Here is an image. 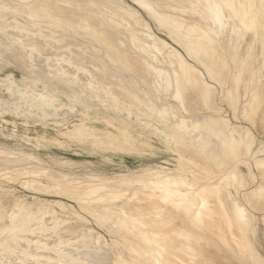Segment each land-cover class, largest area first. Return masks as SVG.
<instances>
[{
  "label": "bare ground",
  "instance_id": "6f19581e",
  "mask_svg": "<svg viewBox=\"0 0 264 264\" xmlns=\"http://www.w3.org/2000/svg\"><path fill=\"white\" fill-rule=\"evenodd\" d=\"M54 1L55 0H46L45 3V0H0V32L4 34L8 32L15 35H20V33L23 31H26L27 33L28 31H33L31 35H41V28L43 27L40 26L43 24L50 28L54 26L52 28L57 30L60 28L61 30H64L65 27L68 29L67 26H71L74 34H76L75 30L77 28L81 31H86L85 33L87 36H90H88L90 39L92 37L97 41L99 39L104 41L107 40L105 38L106 35L104 32L110 33V27L112 30V25H117L119 23L121 26L123 20L127 21L128 19L133 18L134 22H127L124 25V30L120 31V35H118V29L120 27L118 24V29H116L118 36L114 37L116 32L113 33V36L110 35L112 33H108L110 38L114 37L117 39L121 35L122 38L124 35L121 32L127 34L129 37V41H127L128 44H126V40L128 39L126 36L122 39V44L126 42V46H130V48L135 49V51L137 49L138 53H141L140 55L136 53L140 58V64H142V66H140L142 68L144 67L145 70L147 69L146 71L150 72L149 74H158V77L161 79L160 84H163L164 87L166 86L168 88H172V90H170L172 93L169 94H172L173 99L176 100L177 104L175 103V106L185 114H181V111L180 114H177L179 112H175V114L171 109L173 106L169 105L170 108L166 106L161 107L152 103V99L147 96L148 94L146 97H140L135 92H133V95L131 90L138 85V81L137 83L133 82L135 86L131 88V90H129L130 88H127L129 90L128 94H130V96H128L129 98L126 97L128 98L126 99L125 95L120 96V94H116L113 91L106 92L100 89L101 87L96 88L94 85H92L91 81L86 82V78H84L85 82L81 81V78L79 79L75 74H70L71 70L73 73V70L75 69L71 68L70 70L69 67L65 65V68H68L69 72L65 68L58 66H55L54 69L50 67V70L48 67V71H46L45 67V70H43L44 68L42 67H44L43 65L45 64H42L44 58L41 57V60L43 59L42 62L40 61L42 66L34 68H32V66L31 69L27 68V62L29 61H24L27 60V58L24 59L26 57V51L24 52V50H22L25 54V57L22 58L24 60L19 62L18 66H20L25 71V75L23 74L18 80L14 79V77L10 74L0 76V91L6 90L10 96L19 101H17L16 108L14 107V109H19L18 111L20 112L24 110L29 113L35 109H43L44 105L55 102L57 96L56 94L59 92H61L62 95L64 94L66 98L76 100V102H79L83 105L87 104V102L90 103L91 100L89 101V98L93 97L95 98V100L92 99L95 101H93L94 106H99L102 101H106L104 104L107 105V107L109 106L113 111L115 110L117 113H122L125 111L127 114V119L124 118V120H128V118H130L129 114L133 113L135 122H138L139 125H142L145 128L149 127L151 132L157 135V139L155 142H152L150 139L139 140L138 137L134 138V136L131 135L129 128L123 124H119V128H117L118 130L115 131L109 130L108 128L100 129L95 124L87 125L82 120H80L79 123H73L71 127L56 130V136L54 137H50L46 131L35 136L38 140L44 142L48 141L49 143L51 142L52 145H56L60 148L66 147L65 144H67L69 141L77 140L78 142L76 145L78 146V149L74 150L75 152L79 154L92 153L97 156L95 160L83 161H73L68 158L61 157L58 153L52 152L50 150L44 154L45 157L48 158L47 160H44L41 159L37 153H34L35 150L33 146L31 147L30 145L28 151L17 149L20 154L13 156V154H15V152L17 153V151H10L8 149V145L11 144V142H0V144L2 143L3 145L0 146V176L3 177L8 174L6 177H12V174L17 176L18 173H24L25 176H20V174H18V177L14 176L12 178L21 183V185L25 186L27 189H31L32 191L34 190L39 193H53L54 196L58 197L36 199V205L33 206L31 204L34 208H32L30 204L22 203V207L26 209H22L23 211L19 210V212L15 214H11L8 222H1L3 221V218L2 220L0 219V246L5 247V250H11L12 247L14 248L16 245L27 247V243L31 240H29L27 237L29 233H34L37 230H42L43 232L44 230L48 234V232L50 233L51 231L44 229L47 227V225H50V227H55L60 224V227H58L59 229L56 231L58 234H60V236L55 240L51 238L54 241L49 239L50 241L48 240V243L47 241L43 243L41 248H46L49 246L50 249H48L52 251L47 252L48 250H46V253H49L53 256L60 255L65 258L76 257L80 259V261L84 260L86 264H175L176 260L177 264H235L236 259H234V255L237 254H240L242 259L253 257L252 260L254 259V256H261L260 249H264V214L262 212V215L257 216L258 218L254 219L253 214L254 212L256 213V211H253V209H261L260 211H262V208H264V185H259L260 183L257 184L255 181V184L252 183L253 185H250L251 183L249 184V175L247 170L240 169L239 166H235L237 163L241 162L240 164H244L245 167L249 169V166H251L249 165V161H251L250 159L253 155L252 147L256 144L255 140L251 138L250 130L241 132L242 134L240 137L238 139L235 138L234 135L231 134V131L233 133V131L236 130L234 129L236 126L228 127L226 122L225 124L227 126H221V122L216 117L212 118V116L217 113L216 111L220 110H217L218 108H216L218 105H214V108L210 109L211 112H216L214 115L212 113L211 117L206 116L207 114L209 115L210 112L206 113V115L203 112L209 109L207 108L208 106L206 107L205 105H208V101L213 99L211 98L213 89L209 90L208 87L210 84L208 85V81H206L205 76L212 78L213 75H215L216 79H218L222 85H225L224 87H226V89H224V91L228 89L227 92L231 91L232 93V95L230 92L229 94L226 93L227 95L225 94L226 96L231 95L228 96L231 101L229 99L227 100L229 101V107L231 108L232 112H237L239 116L253 121L251 118H253L255 113V115L259 114L257 111L260 110V125L264 124V0H136L144 9L145 14L158 25V30L165 31L167 36L173 41V44L168 43L164 38H160L158 34L156 35L154 32L146 30V22L141 21L136 17L138 16V12L131 9L130 6L122 0H109L111 4H117V7L114 5L115 8L112 10L109 8L104 9L103 7H99L100 5H97L99 1L97 0H59L65 3L67 8L64 9L63 13L60 12L63 14V17L59 12L58 14L56 13L57 11H54L56 8L52 6L54 8L52 9L51 5H48V3L52 4ZM95 1H97V3ZM57 2H55L56 5ZM109 2L106 3L108 4ZM83 6L94 7L96 9L95 10L93 8L95 10L94 12H98L100 9L101 12H109V15L106 13L108 15L106 16V21L104 20L103 16L102 18L100 17L101 14L100 16L97 15L100 20H104L101 21H103L106 26H103L102 22L101 25L103 27L98 28L100 25H97V27L96 23H90V21L87 19V16H84L86 13L85 11H87V7L83 8ZM59 7L60 6H58L57 9ZM74 8L77 10L84 9L85 11L83 10L84 13H81V15L79 11L77 12L76 10L75 12L72 10L75 12L73 14V18L70 17L73 19V21L67 20L66 22L65 18L67 17V14H65V16L64 13L66 10L68 11V9L71 10ZM118 11L121 12L119 15H117ZM94 12L92 10V16L95 14ZM67 13L69 15V11ZM96 14H99V12ZM96 14L95 21L98 19ZM88 18H90V15H88ZM101 21L98 22L100 23ZM137 24L143 25L145 29H142V31L139 30L136 27ZM107 26L109 30L106 28ZM71 27L69 28L71 29ZM43 29L45 30L46 28L44 27ZM50 30L48 31V34L55 33L53 30V33H51ZM145 31L146 33L143 34L142 32ZM23 33H21L22 36ZM0 36L3 37V35ZM65 36L66 34L64 37L62 36V38L67 40ZM109 36H107V38H109ZM27 37H29V35ZM59 37L57 36L54 39L57 40L56 38ZM78 37L80 36L78 35ZM223 37H226L225 39H227L228 51L226 50V46V48H224L227 52L230 51L228 58L231 59L230 61H232V63H234L233 66L227 65L229 63H227L228 59L226 60L227 57H223L225 50L220 48V41ZM29 39L33 40L31 38ZM49 39L50 38H48V41ZM90 39L89 41H92V39ZM124 39H126L125 42L123 41ZM59 40L62 41L63 39ZM59 40L57 44H60ZM120 40L121 39L118 41ZM38 41H36L37 44L40 42ZM48 41L46 43H48ZM71 41L70 43L73 42ZM76 41L77 40L75 39V42ZM110 41L112 42L113 40ZM41 42L47 45L43 41ZM3 43L5 45L4 41ZM31 43L32 41H29L27 45L31 46V49H35V44ZM54 43L52 42V50L57 46V44ZM78 43L74 44L78 46ZM83 43L85 44V42ZM102 43L105 44L104 48L109 45L110 47L113 45V43H108L109 45H107V42ZM102 43L99 46H103ZM43 44L40 47L38 45L37 48H44L45 46ZM65 44L67 43H64L60 46L64 48ZM80 44H82V42ZM97 44H100V42ZM259 44L260 55L255 57H261L260 67L256 70H250L248 69V67L251 68V64L249 65V59L253 50ZM14 45L17 46L16 44H13V46ZM174 45L178 47L180 46L182 51L186 53L190 59H193V62L188 61L185 55ZM123 46H120V48H124ZM19 47H21V45ZM90 47L86 48L90 49ZM37 48L35 49L36 51ZM39 48L38 51L40 50ZM98 48L95 49V51L100 49ZM111 48H115V50L118 51L116 47ZM111 48L109 51L112 50ZM69 49L71 50L74 48L71 47ZM83 49L86 50L85 47ZM155 49L159 51L158 55H152L150 53V58L148 57L149 59L146 58L147 56L145 57L144 52H153ZM45 50L43 49V51ZM52 50H47L46 54L49 55ZM60 50L61 52L64 51V49H59L58 51ZM122 50H120L124 53H122V58L127 59L128 56H125V53H130V49L129 51ZM2 51H0V56L3 55ZM27 51H29V49ZM77 51L76 53H78ZM86 51L90 52V50ZM92 51L94 52V50ZM100 51H102V49ZM100 51L98 53H100ZM109 51H106V53ZM9 52L11 53V51H8V55L5 56L9 57V60H11V56L13 57L14 55H11L13 53L10 54ZM66 52L68 51L66 50ZM71 52L73 53V51ZM33 53L34 56H36L35 51ZM72 53L69 51V54ZM76 53H74V55ZM94 53L97 54L96 52ZM115 53L116 52H114L113 49L114 55L111 56L114 57ZM129 53L126 54L129 55ZM66 54H64V56ZM101 54L102 53L99 54V58L104 61ZM131 54L133 55V53ZM120 55L119 57H121ZM137 55L134 53V56ZM79 56H77V58ZM91 56L87 57L90 58ZM21 57L22 55L20 58ZM72 57H74L73 54ZM255 57H253V59H256ZM107 58L109 59L110 56H107ZM45 59L49 61L50 58L46 57ZM58 59L60 58L58 57ZM88 60H92L94 65L95 62L93 61V57L92 59ZM34 61L36 62L35 57ZM76 61L75 63H79L81 61V64L83 62L81 59H79L78 62ZM118 61L120 60L117 59V63ZM123 61L124 60H122L120 63L125 64L127 60L125 62ZM30 62L32 61L30 60ZM38 62L36 65H39ZM114 62H111L110 64L112 65ZM194 62L205 68L204 73L198 70V68L194 65ZM49 63L51 64V62ZM157 63H164L166 65V69L165 67L164 69H160L162 67H157ZM3 65L5 64L0 60V69L3 67ZM84 65L86 68L87 64L85 63ZM93 65H91V67ZM125 65L127 66L128 64L126 63ZM100 66L103 69V65ZM116 66L117 65H115V68ZM126 66H121L122 68L120 69L122 72L124 70L123 68H125V70L126 68H131L130 66ZM101 67L99 68L101 69ZM107 67L104 68L107 69ZM88 69L91 71L94 68L90 69L89 66ZM110 69L111 68L107 69L108 71L106 74V71L104 72L103 70H99L100 72L103 71L100 73L101 75L99 74L100 77L103 79L105 75L107 76ZM120 69L118 68V70ZM131 69H133V67ZM94 70L96 71V69ZM118 70L117 72H119ZM133 70H135V68ZM112 71L115 72L116 70L113 69ZM135 71L139 73L138 69ZM143 71H141V73H143ZM91 73L93 74V71ZM103 73L104 76H102ZM127 73H129L128 70ZM123 75L124 74L121 76ZM86 76L87 79L90 78L88 75ZM111 76L109 75L108 77L110 78ZM119 77L120 76H118V78ZM150 77L152 76H149V79ZM215 77H213L212 80H214ZM53 78L55 80H53ZM112 79L117 78L113 77ZM143 80H141L142 83L145 82V80ZM101 82L103 81L101 80ZM229 82H232V85H229L231 86V90L230 87L228 86L227 88L226 85L229 84ZM7 83L10 84V86L13 84L14 89H10V86L6 85ZM52 83L59 87H61L63 84H66L68 88H66L67 90L62 89L60 91L58 89H54L51 85ZM156 83L157 82H152V84ZM146 85L144 86L148 87V85ZM97 87H99V85ZM212 87L215 89L213 84ZM149 88V90L152 91L157 87L153 89L152 87ZM220 88L222 90V86ZM221 90L219 89V93ZM209 92L212 94L209 95ZM160 93L161 92H159V94ZM162 95V97L167 96L164 95V93ZM193 98H197L200 100V102H197L198 104H194L195 102L193 101L194 103H191L192 105L190 104L191 106H188L190 100ZM159 99L160 98L158 97V100ZM218 101H221V99L218 98ZM21 102H24L26 107H24L22 104L20 105ZM93 102L91 103L92 105ZM225 102L227 103V101ZM72 103H69L70 107H73ZM259 106H261V108H259ZM47 108L48 107L45 109ZM221 108L224 109V106ZM66 109L67 108H65V110ZM61 110L63 111V108ZM47 111L50 112L49 109ZM202 113L204 114L203 116L201 115ZM110 115H102V117L106 122H110L112 124L113 120L112 116ZM175 115L177 116L176 119H174ZM141 116L144 117L143 120H140ZM98 117L99 116L95 114L92 119H98ZM151 118H154L157 123H159L160 128H156L152 125ZM236 118L238 119L239 117ZM11 123L12 128L8 130L7 133H1L0 140L13 136L11 140L17 142L14 140L16 137L22 138V135L19 136L17 133L14 122ZM5 134H8L6 135L7 137ZM60 138H62V140H60ZM134 140L140 142V147L127 148L128 151L133 152L136 158V163L138 164L133 167H129L125 162H122V160L116 161L112 159L105 152H103L106 150L96 151L88 148H93L94 145H96L100 149L123 150L126 147V145L123 143L127 144ZM186 150L192 152L190 153L191 156L183 154V151ZM173 153H176V156H173ZM25 157L33 159V162L27 163ZM196 158H202L205 162L203 163L202 161V164L196 163L198 162ZM148 159L150 160L147 161ZM253 161H255L257 166L264 167V157H254ZM24 162H26V164H24ZM106 165L108 168H106ZM64 167H67L66 171H64ZM114 167H119V170L111 171V173L108 174V170H110V168L113 169ZM84 169H87V171ZM81 170H83V172L79 173ZM15 171L16 173H14ZM261 176L263 177L264 175ZM205 177L208 178V181L206 179L204 182H201L203 180L202 178ZM12 178L10 179L12 180ZM260 180H262V178ZM234 181L235 184L233 185ZM230 184L233 185L232 187L235 191L234 193L227 192V188ZM7 187L9 186H3L2 188L6 189ZM18 205L19 203L17 204V207H19ZM5 206L1 208L5 209ZM12 207V211L16 212L17 210L14 211V206ZM50 209L51 213H49ZM83 211H86L88 215L90 214L94 217L95 225H69V222L82 220L83 215L81 213ZM258 211L259 210H257V212ZM5 212L3 213L5 214ZM0 214V216H2V211ZM4 214L2 217H5ZM99 228H104L113 238L110 241L107 240L108 245L110 246H103L106 241ZM47 234H45V236ZM115 236H118L120 240L118 241ZM29 237L31 236L29 235ZM74 241L77 243L82 242L87 245L84 250H82L84 247L81 250L79 249L81 252L78 251L77 246H75L77 252L71 247L69 251L66 252L65 250H67L71 244L73 246L78 245L73 244ZM29 245L30 244H28V246ZM80 246H78V248H81ZM90 246L93 248L91 249ZM64 247L66 248L64 249ZM71 249L75 252L70 251ZM32 250L33 249H31V251ZM22 251H24V249ZM41 253L44 254L45 252ZM227 254H234L233 259L227 260ZM231 256L230 258H232ZM37 258L40 259L39 257ZM246 259L245 261H252L251 259ZM13 260H15V258ZM19 262L20 261H18V263Z\"/></svg>",
  "mask_w": 264,
  "mask_h": 264
},
{
  "label": "rangeland",
  "instance_id": "374dc122",
  "mask_svg": "<svg viewBox=\"0 0 264 264\" xmlns=\"http://www.w3.org/2000/svg\"><path fill=\"white\" fill-rule=\"evenodd\" d=\"M7 1V0H6ZM10 1V0H9ZM12 1V0H11ZM59 2V4H58V2ZM97 1H99L98 3H97ZM97 1H95L96 3H97V5L99 6V7H103L104 9L105 8H109L110 10H112V9H114L115 7H117V4H111L110 2H109V0L107 1V0H97ZM122 1H124L126 4H128L129 6H130V8L131 9H133V10H135L136 12H138V16H136L137 18H139V20H141V21H144V22H146V30H148V31H152V32H154L156 35L158 34V36L160 37V38H164L168 43H170V44H173V41L171 40V38L170 37H168L167 36V34L165 33V31H162V30H158V25L152 20V19H150L146 14H145V12H144V9L139 5V3L136 1V0H122ZM51 2V1H50ZM55 2H57V5H56V3ZM61 1H59V0H55L54 1V3H48V5H51V8L52 9H54V8H56V10L54 9V11L56 12V13H60V12H62L63 13V11H64V9L66 8V4L65 3H63V2H61ZM101 2H102V4H101ZM104 2V3H103ZM106 2H109L108 4L106 3ZM45 3H46V0H45ZM106 3V4H105ZM64 4V5H63ZM110 4V5H109ZM109 5V6H108ZM114 5H116L115 7H114ZM54 8H53V7ZM58 6H60L59 8H61V9H57V7ZM92 6V5H91ZM91 6H85V7H87L86 8V10L87 11H89V12H87V11H85L84 9H76V8H74V9H71V10H69L68 9V11H69V15H71V16H69L68 15V11L66 10V12L64 13V15L65 14H67V17H69V18H65V20H66V22H67V20H72L73 21V19H71V18H73V14L76 12V10H77V12L79 11V13L81 14V13H84L83 12V10L86 12L85 13V15L84 16H87V19L90 21V23L91 22H94V23H96V26L98 25H100L98 28H102L104 25L106 26V24L103 22L105 19H106V16H108L109 15V12H106V13H104V11L103 12H101V9L98 11L99 12V14H96V13H98V12H94L96 9L94 8V7H91ZM84 6H83V8H85ZM110 7H112V8H110ZM95 10H94V9ZM63 9V10H62ZM67 9V8H66ZM93 10V12L96 14V17H97V15L98 16H100V14H101V18H102V16L104 17V20L103 19H101V20H103V21H101L100 20V18L99 17H97L98 19H96V21L98 22V21H101L99 24L95 21V14H93V16L91 15L92 14V10ZM106 9V10H107ZM60 10V11H59ZM72 10H74V11H72ZM109 10V11H110ZM71 11V12H70ZM91 12V13H90ZM58 13V14H59ZM62 13H60V15H62V17H63V14ZM72 13V14H71ZM90 13V14H89ZM104 13V14H103ZM121 12L120 11H118V13H117V15H119ZM126 13V12H125ZM90 15V18H88V15ZM122 14H123V12H122ZM82 15V14H81ZM66 16V15H65ZM64 16V17H65ZM93 18H92V17ZM62 17H60L61 19H63ZM71 17V18H70ZM64 20V21H65ZM92 20H94V21H92ZM71 21V22H72ZM106 21V20H105ZM125 20H123L122 21V24H121V26H120V24H119V29H118V24L117 25H112L113 27H112V30H111V27H110V33H112V34H110L109 32H104V34L106 35H103V36H105V38L109 41H107V40H101V39H99L98 41L95 39H93L92 37H91V39H92V41H95V42H92V41H89V37L86 35V31H84V30H79V29H77L76 28V30H75V33L76 34H74L73 32V29H72V27L71 26H69V27H71V29L67 26V28L68 29H66V27L64 28V30H61V28L60 29H53L52 27H54V26H52L51 28L50 27H46L45 26V24H43V25H41L40 27H45L46 29L48 28L49 30L50 29H52L55 33H53V31L52 30H50V32L51 33H53V34H55V35H53V34H48V29L46 30H44L43 28H41L42 29V33H45V34H42L41 33V35H31V33L33 32H31V31H28V33L26 32V31H23V32H21V33H23V36H22V34L20 33V35L18 34V35H15V34H13V33H1L0 32V35H3V37L2 36H0V41H1V43H0V51H2L3 52V55H4V57H3V55H1L0 56V60L2 61V63H4L5 65H3V67H1V69H0V76H5L6 74H10L11 76H13L14 77V79H16V80H18V79H20L21 78V76L24 74L25 75V71L20 67V66H18L19 65V62H21L22 60H24V59H26L27 58V60H24L25 62L26 61H29V62H27L26 64L28 65V67L27 68H30L31 69V67L32 68H34V67H39V66H42L41 64H40V61L42 62V60H41V58H44V60H43V62H42V64L44 63L45 65H48V66H45V65H43L44 67H42V68H44L43 70H45V67H46V71H48L47 70V68L50 70L51 68H53L54 69V67L55 66H58V67H63V68H65V66H67V67H69V69L71 70V68L72 69H75V70H73L74 72L72 73V70H71V72H70V74H75L76 76H78V78L81 80V81H83V82H87V81H91V83H92V85H94L96 88H100V89H102V90H104V91H113V92H115L116 94H120V96L122 95V96H124L125 95V98L126 97H128V96H130V94H128V92H129V90H131V88H133L135 85H134V83H137V81H138V85L136 86V87H134L132 90H131V93L133 94V92H135L137 95H139L140 97H146V95L147 96H149V98H151L152 99V103H154V104H157V105H159V106H161V107H169L170 108V106H173L174 107V110H177V111H174L173 110V107H171V109H172V111L175 113H177V112H179V113H177V114H180V109L179 108H177L175 105L177 104V102H176V100H174L173 99V97H172V94H169V93H172V91H170V90H172V88L171 87H164V85L163 84H160V82H161V79L158 77V74H155V73H151V74H149L150 72H148V71H146L145 70V68L143 67H141L142 66V64H140V61H139V56L138 55H140L141 53H138V50L136 49V51H135V49H133V48H130V46H126V44H128V42L127 41H129V37L127 36V34L126 33H124V32H121L124 36L121 38V36L119 37V38H114L115 36H118V35H120V31H123L124 30V25L127 23V22H130V23H132V22H134V19L133 18H130V19H128L127 21H125ZM103 22V26L101 25V23ZM115 26V27H114ZM117 27V28H116ZM136 27L139 29V30H141L142 31V29H145L144 28V26L143 25H140V24H137L136 25ZM37 28V27H36ZM107 29H108V26L106 27ZM122 28V29H121ZM116 29H118V31H119V34H118V32L116 31ZM67 30H69V31H67ZM109 30V29H108ZM154 30V31H153ZM61 31V32H60ZM112 31V32H111ZM49 32V33H50ZM60 32V33H59ZM66 32V33H65ZM116 32V35H114L113 33H115ZM57 33V34H56ZM60 35H59V34ZM72 33V34H71ZM110 35H114V37H111L110 38V36H109V34ZM143 34H145L146 33V31L145 32H142ZM11 36H10V35ZM66 34V38H67V40L65 39V38H62V36L64 37V35ZM80 36V37H78V35ZM88 34V33H87ZM118 34V35H117ZM126 34V35H125ZM13 35V36H12ZM29 35V37H27ZM43 35H44V37H43ZM49 35V36H48ZM84 35V36H83ZM10 36V37H9ZM51 36V37H50ZM52 36H53V38H52ZM59 37V38H56L57 40H55L54 38L55 37ZM70 36V37H69ZM73 36V37H72ZM107 36H109V38H107ZM125 36H126V38H128L127 40L126 39H124L123 41L125 42V40H126V44L124 43V44H122L123 42H121L122 41V39L123 38H125ZM33 37V38H32ZM35 37V38H34ZM39 37V38H38ZM44 39H43V38ZM85 37H88V38H85ZM1 38H2V40L5 42V45H4V43H3V41L1 40ZM4 38V39H3ZM14 38V39H13ZM22 38V39H21ZM23 38H24V40H23ZM29 38H31V39H33V40H30ZM48 38H50L49 39V41H48ZM82 38H85V39H82ZM113 38V39H112ZM226 38V37H225ZM224 37L221 39V41H220V44H221V49L223 48V50H225V48L227 47V39H225ZM26 39H27V41H26ZM36 39V40H35ZM42 39V40H41ZM47 39V40H46ZM53 39V40H52ZM59 39H65L64 41L62 40V41H60ZM70 39V40H69ZM74 39V40H73ZM75 39L77 40L76 42H75ZM88 39V40H87ZM90 39V40H91ZM119 39H121L120 41H118ZM224 39V40H223ZM6 40V41H5ZM9 40V41H8ZM23 40V41H22ZM35 40V41H34ZM41 40V41H43L44 43H46L47 41H48V43H46L47 45H45V44H43L41 41L39 42V41ZM58 40L60 41V44H57V42H58ZM69 40V41H68ZM73 42H72V41ZM79 40V41H78ZM107 42V45H109L108 43H110V44H112L113 43V45H111V47H116V49L118 50V51H116L115 50V48H111L110 47V45L109 46H105L106 48H104V45L105 44H103L102 42ZM110 40H113L112 42L110 41ZM114 40H115V42H114ZM15 41V42H14ZM25 41V42H24ZM29 41H32V43L31 44H35V46H36V48H37V46L39 45V47L43 44L44 46V48H42V50H41V48H39L40 50L38 51V48H37V51L35 50V49H31V46H29V45H27V43H29ZM36 41H38L39 43L37 44V42ZM66 41V42H65ZM70 41L73 43H70ZM97 41V42H96ZM117 41V42H116ZM8 42H10V43H8ZM52 42L54 43H56L57 44V46L56 47H54V49L52 50ZM62 42V43H61ZM79 42V43H78ZM82 42V44H80ZM83 42H85V44L83 43ZM87 42V43H86ZM98 42H100V44H97ZM7 43H8V46H7ZM54 43V44H55ZM64 43H67V44H65V46H64V48H62V46H60V45H62V44H64ZM68 43H70L71 45H73V46H71L70 44H68ZM79 44L78 46L77 45H75V44ZM93 46V44H94V46L96 47H94L93 46V49H92V46L90 45V44ZM101 43H102V45L103 46H99V45H101ZM114 43H116V44H114ZM119 43H121V44H119ZM9 44H11V45H9ZM13 44H16L17 46L19 45H21V47H22V49H21V47H19L18 46V48H17V46H13ZM37 44V45H36ZM54 44H53V46H54ZM87 44V45H86ZM119 44V45H118ZM224 44H226V45H224ZM51 47H50V46ZM70 45V46H69ZM124 45V46H123ZM29 46V47H28ZM46 46H47V48H46ZM50 48H49V47ZM68 46V47H67ZM76 46V47H75ZM91 46V47H90ZM117 46H119V47H117ZM120 46H123L124 48H120ZM126 46V47H125ZM175 46V45H174ZM226 46V47H225ZM10 47V48H9ZM24 47V48H23ZM71 47H73L74 49H69V48H71ZM85 47V49L86 50H90V52L89 51H86V50H84L83 48ZM86 47H90V49H88V48H86ZM100 49H99V48ZM112 49V50H110L109 51V49L110 48ZM132 47V46H131ZM177 49H179L184 55H185V57H186V59L188 60V61H190V62H193V59L191 58L190 59V57L186 54V53H184L183 51H182V48L179 46H175ZM225 47V48H224ZM14 50H13V49ZM18 50V52H17V50ZM45 48H46V50H45ZM67 48V49H66ZM81 48V49H80ZM99 49L98 51L96 50L95 51V49ZM104 48V49H103ZM130 49V53L129 52H126L127 54L129 53V55H127L126 53H125V56H128V58L126 59V58H122V56H123V52H121L120 50H122V49H124V50H122V51H129V49ZM10 49V50H9ZM21 49V50H20ZM29 49V51H27V50ZM43 49L45 50V51H43ZM59 49H64V51H62L61 52V50L60 51H58ZM77 49H78V51H77ZM102 49V51H100ZM108 49V50H107ZM113 49H114V52H116L115 53V56L113 57V56H111V55H114L113 54ZM128 49V50H127ZM132 49V50H131ZM16 50V51H15ZM22 50H24V52H25V54H26V57H25V54L23 53V51ZM47 50H52V52H50L49 53V55L48 54H46V51ZM66 50L68 51V52H66ZM79 53H76V51ZM80 50H82V51H80ZM92 50H94V52H96L97 54H95ZM105 50V51H104ZM226 50L228 51V47L226 48ZM225 50V52H224V55H223V57H227L226 58V60L228 59V61H227V65H230V66H233V64L234 63H232V61H230L231 59H229L228 58V56H229V52H227ZM8 51H11V53H13V54H11L10 52V54L11 55H14L13 57L11 56V60L13 61H11V60H9V57H6L5 55H8ZM13 51V52H12ZM19 51H21V52H19ZM32 51V52H31ZM35 51V55L36 56H34V52ZM42 51H43V54H42ZM59 53H57V52ZM69 51H70V53H72L71 51H73V56L74 57H72V54H69ZM80 51V52H79ZM100 51V53H102L101 55L103 56L102 58H103V60L104 61H102V59L101 58H99V54L100 53H98ZM106 51H109V52H107L106 53ZM112 51V52H111ZM133 51H135V52H133ZM49 52V51H48ZM54 52V53H53ZM61 52V53H60ZM83 52V53H82ZM105 52V53H104ZM120 52V53H119ZM260 44L259 45H257V47L253 50V52H252V55H251V57H250V63H249V65L251 66V68L250 67H248V69H250V70H256V69H259V67H260V62H261V57H259V58H256V57H258L259 55H260ZM21 53V54H20ZM67 53V54H66ZM74 53H76L75 55H74ZM108 53H111V54H108ZM119 53V54H118ZM123 53V54H122ZM131 53H133V55L131 54ZM134 53H135V55H137V56H134ZM137 53V54H136ZM145 53V57L146 58H150V53L152 54V55H158L159 54V51L158 50H154L153 52L151 51V52H144ZM17 54V55H16ZM20 54V55H19ZM28 54V55H27ZM64 54H66L67 55V57H66V55L64 56ZM69 54V55H68ZM81 54V55H80ZM106 54V55H105ZM116 54H118V55H116ZM120 54H122V55H120ZM22 55V57L20 58V56ZM37 55H38V57H37ZM43 57H42V56ZM46 55V56H45ZM71 55V56H70ZM80 55V56H79ZM84 55V56H83ZM92 55V56H91ZM95 57H94V56ZM98 57H97V56ZM101 55H100V57H101ZM119 55L121 56V57H119ZM45 56V57H44ZM54 56V57H53ZM75 56H76V58H77V56H79L78 58H77V61H76V58H75ZM81 56H82V58H81ZM86 56V57H85ZM87 56H91L90 58H88ZM107 56H110V61L111 62H114V61H116V62H114V64L115 65H117L116 66V68H115V65L112 63V65L110 64L111 62L109 61V59L107 58ZM117 56V57H116ZM131 56H133L134 58L136 57H138L137 59H136V61H135V59L133 58V57H131ZM256 56V57H255ZM25 57V58H24ZM34 57H35V60H36V62L34 61ZM41 57V58H40ZM46 57H48V58H50L49 59V61L48 60H46L45 58ZM58 57L60 58V59H58ZM65 57V58H64ZM71 57V58H70ZM92 57H93V61L95 62L94 63V65H93V62H92V60L90 61V60H88V59H92ZM112 57H113V59H114V61H113V59H112ZM253 57H255L256 59H253ZM22 58H24V59H22ZM39 60V62H38V60ZM54 58V59H53ZM72 58H74V59H72ZM85 58H86V60H85ZM120 58H122V59H120ZM130 58V59H129ZM148 58V59H149ZM17 59H19V60H17ZM33 59V60H32ZM54 61H56V62H54ZM58 59V60H57ZM72 59V60H71ZM79 59H81L83 62H82V64H81V61L79 62V63H75V61L76 62H78L79 61ZM117 59H119L120 61H118V63H117ZM127 61H126V60ZM134 61H132V60ZM16 60V61H15ZM30 60L34 63H32V62H30ZM51 60V61H50ZM122 60H124L123 62H125V64L127 63L128 65V67L130 66L131 68L133 67V69L135 68V70H139V73L140 74H142V75H140L139 73H137L135 70H133V69H131V68H126V70H125V68H123L124 70H123V72H122V70L120 69V68H122L121 66H123V67H125L126 65L124 64V63H120V62H122ZM138 60V61H137ZM11 61V62H10ZM18 61V62H17ZM53 61V62H52ZM61 61V62H60ZM84 61H86V62H84ZM89 63H88V62ZM98 61V62H97ZM39 63V65L37 66L36 65V63ZM49 62H51V64L49 63ZM65 63V64H63V63ZM92 62V63H91ZM99 63V62H101V63H99L100 65H103V69H102V67L99 65V64H97V63ZM104 62H105V64H104ZM129 62H130V64H129ZM132 62V63H131ZM30 63V64H29ZM54 63V64H53ZM56 63V64H55ZM86 63L87 65H88V67L90 66V69H96V71L93 69V70H91V71H89V69H88V67H87V65H86V68H85V65L84 64ZM107 63V64H106ZM138 63V64H137ZM195 63V64H194ZM193 64L198 68V70L200 71V72H202V73H204V70H205V68L204 67H202L200 64H198V63H196V62H194ZM253 63V64H252ZM59 64V65H58ZM66 64H68V65H66ZM93 65L92 67H91V65ZM95 64H97V65H95ZM122 64V65H121ZM134 64V65H133ZM158 64V63H157ZM52 65V66H51ZM61 65V66H60ZM65 65V66H64ZM71 65V66H70ZM105 65V66H104ZM109 67V68H111L110 70H111V72L115 75H113L111 72H110V70H109V73H111V74H107V76L105 77L104 76V73L102 74V76H104L103 77V79L100 77V73H102L103 71L105 72V74L107 73V69H109L107 66ZM120 67H119V66ZM138 65V66H137ZM141 65V66H140ZM159 65H161V66H159ZM164 65V66H163ZM249 65H247V66H249ZM253 65V66H252ZM30 66V67H29ZM126 66V67H127ZM135 66V67H134ZM141 68H140V67ZM51 67V68H50ZM96 67H101V69L99 68H96ZM104 67H107V69L106 68H104ZM121 70H118V68ZM157 67H162V68H160V69H164V67H165V69H166V65L164 64V63H159L158 65H157ZM26 68V69H27ZM78 68H80V69H78ZM68 72H69V69L68 68H65ZM77 69V70H76ZM104 69H106V70H104ZM116 70L115 72L114 71H112V70ZM130 69H131V71H130ZM143 69H144V71H143ZM101 70H103L102 72H100ZM117 70L119 71V72H117ZM127 70H128V72L129 73H127ZM202 70V71H201ZM79 71V72H78ZM81 71V72H80ZM93 71V74L91 73ZM135 71V72H134ZM141 71H143V73H141ZM146 71V72H145ZM86 72V73H85ZM126 72V73H125ZM134 72V73H133ZM79 73H80V75H81V77H80V75H79ZM82 73V74H81ZM84 73V74H83ZM117 73H119V74H117ZM100 74V75H99ZM122 74H124L123 76H121ZM130 74H132V75H130ZM136 74H138V75H136ZM146 74V75H145ZM153 74H154V76H153ZM85 76V77H83V76ZM86 75H88L90 78H88L87 79V76ZM111 76L112 78L114 77V78H117V79H112L111 77L109 78L108 76ZM145 75V76H144ZM92 76V77H91ZM118 76H120L119 78H118ZM135 76V77H134ZM142 77V79H141V77ZM148 76V77H147ZM149 76H152V77H150V79H149ZM108 77V78H107ZM130 77V78H129ZM139 77H140V80H139ZM144 77V78H143ZM156 77V78H155ZM213 77H215V75H213ZM212 77V78H213ZM56 78V77H55ZM84 78H86L85 79V81H84ZM99 78V79H98ZM106 80H105V79ZM123 78V79H122ZM155 78V80L153 81V79ZM205 78H206V81H208L207 83H208V85L210 84L211 85V87H210V85H209V90H212L213 89V94L211 95L210 94V92H209V95H211V98H213L211 101H208V105H205L207 108H209V109H207L206 111H204L203 113H205V115H206V113H209V115L207 114L206 116H210L211 117V115H212V113H213V115L216 113L217 114V116H216V114L214 115V116H212V118H217L221 123H220V125L221 126H227L228 125V127H231V126H236L234 129H236V130H234L233 131V133H232V131H231V134L232 135H234V137L235 138H239L240 137V135L242 134L241 132H244V131H246V130H250V134H251V138L252 139H254L255 140V145L252 147V149H253V155H252V157H251V161H249V165H251V166H249V169H247L246 167H245V165L244 164H240L241 162H239V163H237L235 166L236 167H238L239 166V168L240 169H244V170H247V173H248V180H249V184L250 185H253V184H255V182L257 183V184H259V185H264V181H262V180H264V176L262 177L261 175H264V173H263V168L264 167H260V166H257L256 164H255V161H253L254 160V157H264V124H261L260 125V110L259 111H257V113H259V114H257V115H255L254 114V116H253V118H251V119H253V121L252 120H248V119H246V118H244V117H242V116H239L238 115V113H237V116H236V113L234 112H232V110H231V108L229 107L230 105H229V101L227 100V99H229L230 101H231V99L230 98H228V96H231L232 95V93H231V91H229L230 93H231V95H228V96H226L227 94H229V92H227V90H225L224 91V89H226V87H224L225 85H222L219 81H218V79H216V77H215V81H217V82H215L214 80H212V78L211 77H208V76H205ZM92 79V80H91ZM95 79V80H94ZM98 79V80H97ZM107 79H108V81H107ZM110 79H112V80H110ZM119 79H120V81H119ZM138 79V80H137ZM145 80V82L144 83H146V82H148V83H146L147 85H148V87H145L144 85H146V84H144V83H142V81L141 80ZM156 79H157V81H156ZM160 79V80H159ZM53 80H55L54 78H53ZM101 80L103 81V82H101ZM117 80V81H116ZM127 80V81H126ZM129 80V81H128ZM143 80V81H144ZM27 81V80H26ZM96 81H97V83H96ZM105 81V82H104ZM126 81V82H125ZM140 81H141V83H140ZM54 82V81H53ZM125 82V83H124ZM129 84H128V83ZM134 82V83H133ZM151 82V83H150ZM152 82L153 83H155V82H157L156 84H152ZM211 82V83H210ZM105 85H104V84ZM125 84V86H124V84ZM127 83V84H126ZM131 83V84H130ZM109 84V85H108ZM111 84H113V85H111ZM116 84V85H115ZM121 84V85H120ZM122 84H123V87H122ZM133 84V85H132ZM152 85V86H150V85ZM212 84L215 86V89H214V87H212ZM219 84V85H218ZM221 84V85H220ZM6 85H8V86H10V84H6ZM12 86H10V89H14V85L13 84H11ZM52 86H53V88L54 89H58V90H62V89H66V88H68L67 87V85L66 84H63L61 87H59V86H57L56 84H51ZM99 85V87H97ZM146 85V86H147ZM155 87H154V86ZM227 85V88H228V86L229 85H232V82L230 83L229 82V84H226ZM105 86V87H104ZM119 86V87H118ZM126 86H128V87H126ZM129 86H131V87H129ZM138 86H139V88H140V91H139V88H138ZM222 86V90H221V87ZM103 87H104V89H103ZM108 89H107V88ZM110 87V88H109ZM116 87V88H115ZM142 87V88H141ZM149 87H152V89L153 88H156L155 90H149L150 88ZM217 87V88H216ZM230 87V90H231V86H229ZM251 87V86H250ZM112 88V89H111ZM123 88V89H122ZM127 88H130L129 90L127 89ZM111 89V90H110ZM122 89V90H121ZM144 89V90H143ZM158 89V90H157ZM217 89V90H216ZM219 89L221 90L220 91V93H219ZM67 90V89H66ZM116 90H118V91H116ZM126 90V91H125ZM128 90V91H127ZM160 90V91H159ZM121 91V92H120ZM124 91V92H123ZM148 91V92H147ZM157 91V92H156ZM161 92L160 94H159V92ZM64 92V91H63ZM122 92H123V94H122ZM126 92V93H125ZM146 92V93H145ZM155 92V93H154ZM224 92V93H223ZM144 93V94H143ZM164 93V95H167V96H164V97H162L163 94ZM216 93V94H215ZM223 93V94H222ZM227 93V94H226ZM135 94V95H136ZM142 94H143V96H142ZM150 94V95H149ZM156 96H154V95ZM218 94V95H217ZM226 94V95H225ZM57 96H56V99H55V102H53V103H51V104H48V105H44V107H43V109L41 108V109H35L34 111H32V112H26V111H22V112H20V111H18V110H16V109H14V107L16 108V103H17V99H15V98H13L12 96H10V94H8V92L6 91V90H1L0 91V135H1V133H7V131L8 130H10L11 128H12V123L11 122H14V125H15V129H16V131H17V133L19 134V136H21L22 135V138H15L14 140L15 141H17V142H14L13 140H11L12 138H13V136H10V138L8 137V138H3V140H0V142H11V144H9L8 145V149L11 151V150H16L17 151V149L19 150V149H22L23 151H28L29 150V147L31 146H33V148H34V150H35V152L34 153H37V155H39L40 156V158L41 159H44V160H47L48 158H46L45 157V155L44 154H46L49 150L50 151H52V152H55V153H58L61 157H64V158H68V159H70V160H73V161H83V160H95V158L97 157V156H95L94 154H92V153H83V154H79V153H77V152H75L74 150H76V149H78V146L76 145L77 144V140H72V141H69V142H67V144H65L66 145V147H57L56 145H52L51 144V142L49 143L48 141L47 142H44V141H41V140H38L35 136H37L38 134H41V132H44V131H46L47 132V134L48 135H50V137H54V136H56V130H60V129H65L66 127H71L72 125H73V123H79L80 122V120H82V121H84L87 125H89V124H95L96 126H98L100 129H103V128H108L109 130H115V131H117L118 129L117 128H119V124H123V125H125V126H127L128 128H129V131L131 132V135L132 136H134V138H139V140L140 139H143V140H146V139H150V140H152V142H155L156 141V139H157V135L155 134V133H153V132H151V130H150V128L149 127H147V128H145V127H143L142 125H139L138 124V122H135V117H134V114L132 113V114H129L130 115V118H128V120H124V118H126V113H125V111L124 112H122V113H117V111H113L109 106L107 107V105H105L104 103H106V101H102V105L100 104L99 106H94V100H95V98H93V97H90L89 98V101L91 100V102L89 103V102H87V104H85V105H83V104H81V103H79V102H76V100H73V99H70V98H66V96L63 94H61V92H59V93H57L56 94ZM134 95V94H133ZM222 95V96H221ZM226 97H225V96ZM102 96V95H101ZM151 96V97H150ZM156 99H155V98ZM158 97L161 99V101H160V99L158 100ZM163 99H162V98ZM102 98H103V96H102ZM129 98V97H128ZM128 98H126V99H128ZM218 98L219 99H221V101H218ZM223 98V99H222ZM224 98H225V100H224ZM92 99H94V100H92ZM214 99H216V100H214ZM73 100V101H72ZM166 100V101H165ZM197 98H193L192 100H190V103H189V105L188 106H191L194 102V104H198L199 102H200V100H198ZM94 101V102H93ZM194 101V102H193ZM225 101H227V103L225 102ZM19 102V101H18ZM73 102V103H72ZM93 102V105L91 104ZM198 102V103H197ZM213 102H215V103H213V105H212V103ZM56 103V104H55ZM57 103H59V104H57ZM69 103H72V105H73V107H70L69 106ZM176 103V104H175ZM192 103V104H191ZM209 103H211V104H209ZM23 105L24 107H26V104L24 103V102H21L20 103V105ZM174 104V105H173ZM191 104V105H190ZM103 105H104V109H103ZM157 105H155V106H157ZM168 105V106H167ZM170 105V106H169ZM216 106V105H218L216 108H218L217 110H219V111H212L211 112V108H214L213 106ZM4 106V107H3ZM11 106V107H10ZM102 106V107H101ZM224 106V109L223 108H221V107H223ZM13 107V108H12ZM46 107H48L47 109H45ZM100 107V108H99ZM141 107V106H140ZM63 108V111L61 110ZM65 108H67L66 110H65ZM191 108V107H190ZM258 108V107H257ZM259 108H261V106H259ZM50 110V112L49 111H47V110ZM56 109V110H55ZM103 109V110H102ZM106 109V110H105ZM108 109V110H107ZM148 109H150V108H148ZM52 110V111H51ZM54 110V111H53ZM67 110H69V111H67ZM208 110H210V111H208ZM239 110V109H238ZM237 110V111H238ZM37 111H38V113H37ZM46 111V112H45ZM57 111H58V113H57ZM54 112H55V114H54ZM61 112V113H60ZM69 112V113H68ZM110 112V113H109ZM222 112V113H221ZM226 112H228V113H226ZM51 113H53V114H51ZM175 113V114H176ZM201 114L202 116L204 115V114ZM220 113V114H219ZM233 113V114H232ZM97 115V116H99L98 117V119H92V117L94 116V115ZM110 114H112V115H110ZM181 114H185L184 112H182L181 111ZM227 114V115H226ZM235 114V115H234ZM75 115V116H74ZM102 115H110V116H112V120H113V123H114V126H113V123L111 124L110 122H106L105 120H104V118L102 117ZM40 116H41V118H40ZM222 116V117H221ZM233 116V117H232ZM234 116H235V118H234ZM119 117V118H118ZM222 119H221V118ZM223 117H224V119H225V121H224V119H223ZM227 117V118H226ZM236 117H239L238 119L236 118ZM256 117H259V118H256ZM177 118V116L175 115V117H174V119H176ZM234 118V119H233ZM245 120H244V119ZM5 119V120H4ZM127 119V118H126ZM144 119V117L143 116H141L140 117V120H143ZM237 119V120H236ZM222 120V121H221ZM227 120V121H226ZM247 120V121H246ZM249 121V122H248ZM43 122V123H42ZM71 122V123H70ZM223 122H224V124H223ZM225 122H226V124H225ZM236 122V123H235ZM253 122V123H252ZM46 123V124H45ZM151 123H152V125L154 126V127H156V128H160V125H159V123H157V121L154 119V118H151ZM241 123V124H240ZM252 123V124H251ZM256 123V124H255ZM223 124V125H222ZM231 124V125H230ZM240 124V125H239ZM254 124V125H253ZM118 125V126H117ZM249 126V127H248ZM252 129V130H251ZM257 129V130H256ZM253 132V133H252ZM6 135H8V134H5V136ZM236 135V136H235ZM4 136V137H5ZM238 136V137H237ZM7 137V136H6ZM1 138V137H0ZM60 140H62V138H60ZM133 142V143H132ZM132 142H130V143H123V144H125L126 145V147L123 149V150H120V149H113V150H109V149H100L99 147H97L96 145H94V147L93 148H91V147H88L89 149H91V150H96V151H100V150H106V151H103V152H105L108 156H110L112 159H114V160H116V161H120V160H122V162H125L129 167H133V166H136V165H138L137 163H136V158H135V156H134V154H133V152H130V151H128L127 150V148H129V147H140L139 146V144H140V142H138V141H136V140H134V141H132ZM2 145V143L0 144V146ZM30 145V146H29ZM49 145V146H48ZM76 145V146H75ZM3 146V145H2ZM48 146V147H47ZM258 147V148H257ZM32 148V149H33ZM1 149V148H0ZM255 151V152H254ZM187 152V153H186ZM257 152V153H256ZM262 152V153H261ZM189 153V154H188ZM190 153H192V152H190L189 150H186V151H183V154L184 155H188V156H191L190 155ZM254 153H255V155H254ZM17 154H20V152L19 151H17V153L15 152V154H13V156H15V155H17ZM12 155V154H11ZM173 156H176V153H173ZM9 157H11V156H9ZM253 158V159H252ZM7 159V158H6ZM25 159L27 160H24V161H26L27 163H31V162H33V159H30V158H27V157H25ZM199 158H196V160L198 161V162H196V163H201L202 164V161H203V159L202 158H200L199 160H198ZM50 161H52L51 159H49ZM150 159H148L147 161H149ZM4 161H5V158H4ZM3 161V162H4ZM8 161V160H7ZM201 161V162H200ZM26 162H24V164H26ZM205 161H203V163H204ZM22 163V162H21ZM251 163V164H250ZM23 164V163H22ZM163 165H166V164H163ZM68 167V166H67ZM67 167H64V171H66L67 170ZM171 167V166H170ZM225 167H228V166H225ZM106 168H108V166L106 165ZM261 168V169H260ZM85 171H87V169H84ZM119 170V167H114L113 169L112 168H110V170H108V174L109 173H111V171H118ZM17 172H18V170H17ZM82 173L83 172V170H81V171H79V173ZM14 173H16V171L14 172ZM262 173V174H261ZM12 174V173H11ZM10 174V175H11ZM18 174H20V173H18ZM17 174V176L16 175H13L12 174V177H18L19 175ZM21 174H24V173H21ZM20 174V176H25V174L24 175H21ZM250 174H252V175H250ZM260 174V175H259ZM6 175H8V174H6ZM6 175L5 176H3L4 178L6 177ZM255 175V176H254ZM2 176H0V202L6 207L5 209L4 208H1V207H4L1 203H0V213H1V211H2V216H3V212H8V213H6L5 212V217H2V216H0V219L2 220V218H3V221H1V222H4V221H7L8 222V220H9V217H10V215L11 214H15V213H18L19 212V210L20 211H23L24 209H26V208H24V207H22V203H26V204H30V206L32 207V208H34L33 206H35L36 204H35V202L37 203V200L36 199H44V198H47V197H49V198H58V197H56V196H54V194L53 193H43V192H41V193H39V192H36V191H32L31 189H27L25 186H23V185H21V183H19V182H17L15 179H13L12 177H10V176H7L5 179L3 178H1ZM12 178V180L10 179V178ZM219 177V176H218ZM252 177V178H251ZM8 178H9V180H11V181H9L8 180ZM255 178H256V180H255ZM262 178V180H260ZM203 179V180H202ZM201 180V182H204L206 179H207V181H208V178H202ZM252 180V181H251ZM261 182H260V181ZM200 181V180H199ZM255 181V182H254ZM258 181V182H257ZM253 183V184H252ZM235 184V181H234V183H233V185ZM248 184V185H249ZM2 185V186H1ZM232 184H230L229 186H228V188H227V192H232V193H234L235 191L233 190V186ZM6 187V186H9V187H7L6 189H4V188H2V187ZM9 188H11V189H9ZM139 189H140V187H139ZM7 191V192H6ZM140 191V190H139ZM32 195H36V196H32ZM4 197V198H3ZM22 198V199H21ZM6 200V201H5ZM11 200V201H10ZM16 200H17V202H16ZM22 200V201H21ZM3 201H4V203H3ZM66 202H69V201H66ZM10 203V204H9ZM19 203V207H17V204ZM69 203H72V202H69ZM9 204V205H8ZM33 206H32V205ZM12 206H14V211H16V212H13L12 210ZM18 208V209H17ZM4 211H3V210ZM8 209V210H7ZM23 209V210H22ZM264 208H262V211H260L261 209H253V211H256V213L254 212V214H253V217H254V219L256 218H258L257 216H260V215H262V212H263V214H264V210H263ZM12 212H11V211ZM257 210H259L258 212H257ZM260 212H261V214H260ZM49 213H51V209L49 210ZM82 215H83V219L82 220H75V221H72V222H69L70 224L69 225H71V224H73V225H79V224H87V225H95V222H94V217L93 216H91L90 214L88 215V213L86 212V211H83L82 213H81ZM1 215V214H0ZM256 215V216H255ZM87 216V217H86ZM7 217V218H6ZM5 219V220H4ZM72 219V218H71ZM89 220V221H88ZM256 221V220H255ZM60 225V224H59ZM59 225H57V226H55V227H50V225H47V227H50V228H47V227H45L44 229L45 230H47V231H51L50 233L52 234H50L49 232H48V234H47V232H45L44 230H43V232L45 233V234H47L46 236H45V234L42 232V230L40 231V230H37L36 232H34V233H29L28 234V238H29V242L27 243V247H24V246H22V245H16V247H12V249L11 250H5V247H2V246H0V264H32V262H33V264H86L85 263V261L84 260H81L80 261V259H78V258H76V257H72V258H65V257H63V256H60V255H57V256H53V255H51V254H49V253H46V250H48L47 252H50V251H52V250H49L50 249V247L49 246H47L46 248H41V245L43 244V243H45L46 241H47V243H48V240L50 239V240H52V239H57V237H59L60 236V234H58L56 231H57V229H59L58 227H60ZM65 225H67V224H65ZM264 225V224H263ZM100 229V232H102V234H103V236H104V239H105V243L103 244V246H107L108 245V241H110L111 239H113L111 236H110V234L104 229V228H99ZM102 230V231H101ZM56 232V233H55ZM36 233H37V235H38V233H39V235L37 236L36 235ZM40 233H42V234H40ZM29 235L31 236V237H29ZM36 235V236H35ZM51 235V236H50ZM56 235V236H55ZM45 237V238H44ZM34 238V239H33ZM52 238V239H51ZM115 238L119 241L120 239H119V237L117 236H115ZM44 239V240H43ZM46 239V240H45ZM49 240V241H50ZM54 240H52V241H54ZM108 240V241H107ZM102 241H103V239H102ZM103 243V242H102ZM28 244H30L29 246H28ZM33 244H34V247H33ZM73 244H78V245H70L68 248H67V250H65L66 252H68L69 251V249H70V247L72 248V249H75V246H77V249H78V251H79V249L81 250L83 247V249L82 250H84L85 249V247H86V245L87 244H85V243H82V242H73ZM98 244V243H97ZM81 245V246H80ZM83 245V246H82ZM85 245V246H84ZM20 246H21V248H20ZM78 246H80L81 248H78ZM108 246H110V245H108ZM107 246V247H108ZM38 247V248H37ZM91 247V246H90ZM211 247V246H210ZM20 248V249H19ZM49 248V249H48ZM66 247H64V249H65ZM93 247H91V249H92ZM24 249V251H22ZM30 249V250H29ZM31 249H33L32 251H31ZM62 249H63V247H62ZM70 250V251H73V250ZM77 249H75L76 250V252H77ZM210 249V248H209ZM21 250V251H20ZM34 250H36V251H34ZM208 250V249H207ZM31 252H33V253H31ZM37 252V253H36ZM40 252V253H39ZM41 252H45L44 254H42ZM73 252H75V251H73ZM79 252H81V251H79ZM7 254V255H6ZM9 254V255H8ZM26 254V255H25ZM29 254V255H28ZM34 254H36V255H34ZM48 254V255H47ZM260 254H261V256H254V259H256V260H254V262H253V260H252V258H244V259H242V256L240 255V254H237V255H234V259H236V261H235V264H255V262H256V264H264V249H260ZM232 255V254H231ZM230 254L228 255L227 254V256H226V259L227 260H230V259H233V255L231 256ZM6 256H8V257H6ZM21 256V257H20ZM44 256V257H43ZM46 256H47V258H46ZM79 256V255H78ZM230 256L232 257V258H230ZM237 256H239V257H237ZM11 257V258H10ZM13 257V258H12ZM18 257V258H17ZM35 257V258H34ZM37 257H39L40 259H38ZM59 257V258H58ZM228 257H229V259H228ZM258 257H260V258H258ZM15 258V260H13ZM46 259V260H45ZM53 259H55V260H53ZM61 259V260H60ZM63 259V260H62ZM245 259L246 260H248V259H251L252 261H250V260H248V261H245ZM261 259V260H260ZM4 260V261H3ZM7 260V261H6ZM57 260V261H56ZM237 260H239V261H237ZM259 260H260V262H259ZM11 261V262H10ZM15 261V262H14ZM18 261H20L19 263H18ZM52 261V262H51ZM83 261V262H82ZM177 261V260H176ZM175 261V264H177V262ZM28 262V263H27ZM30 262V263H29ZM57 262V263H56ZM252 262V263H251ZM179 263V262H178ZM87 264H93V263H87ZM95 264V263H94Z\"/></svg>",
  "mask_w": 264,
  "mask_h": 264
}]
</instances>
